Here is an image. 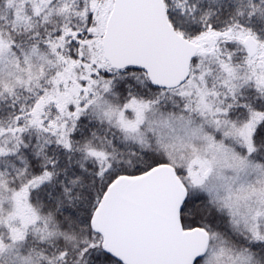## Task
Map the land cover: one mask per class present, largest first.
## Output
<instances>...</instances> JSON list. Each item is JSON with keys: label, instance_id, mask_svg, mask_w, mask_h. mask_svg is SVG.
Listing matches in <instances>:
<instances>
[{"label": "snow or ice", "instance_id": "obj_1", "mask_svg": "<svg viewBox=\"0 0 264 264\" xmlns=\"http://www.w3.org/2000/svg\"><path fill=\"white\" fill-rule=\"evenodd\" d=\"M0 264H264V0H0Z\"/></svg>", "mask_w": 264, "mask_h": 264}]
</instances>
